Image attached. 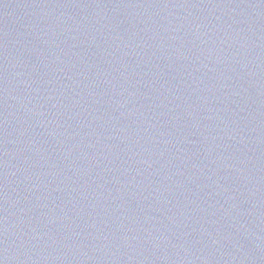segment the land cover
<instances>
[{
  "label": "water",
  "instance_id": "1",
  "mask_svg": "<svg viewBox=\"0 0 264 264\" xmlns=\"http://www.w3.org/2000/svg\"><path fill=\"white\" fill-rule=\"evenodd\" d=\"M0 264H264V0H0Z\"/></svg>",
  "mask_w": 264,
  "mask_h": 264
}]
</instances>
